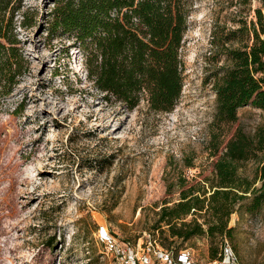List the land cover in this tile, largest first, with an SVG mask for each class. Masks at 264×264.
I'll return each mask as SVG.
<instances>
[{"label": "rangeland", "instance_id": "1", "mask_svg": "<svg viewBox=\"0 0 264 264\" xmlns=\"http://www.w3.org/2000/svg\"><path fill=\"white\" fill-rule=\"evenodd\" d=\"M56 3L24 0L17 16L27 65L0 107V264H113L101 229L119 243L151 233L200 261L229 244L241 264H264V204L248 212L251 199L237 205L227 236L184 241L157 224L183 185L215 181L213 147L264 126V111L251 105L236 122H221L215 91L229 49L250 42L264 0H194L180 51L183 91L171 113L145 101L129 110L98 90L74 35L51 30ZM260 168L241 162L239 174L259 189ZM209 218L186 222L197 219L207 231Z\"/></svg>", "mask_w": 264, "mask_h": 264}, {"label": "trees", "instance_id": "2", "mask_svg": "<svg viewBox=\"0 0 264 264\" xmlns=\"http://www.w3.org/2000/svg\"><path fill=\"white\" fill-rule=\"evenodd\" d=\"M194 0H57L52 11L51 30L74 35L86 56L87 76L108 98L136 109L142 101L156 113H171L183 91L180 51L188 30ZM24 0H0V107L25 71L18 36L17 16ZM264 8L256 10V21L249 29L250 42L240 49H229L231 62L217 78V117L221 122L237 121V111L253 106L264 111ZM24 16V15H23ZM26 17L19 23L26 26ZM221 153V155H220ZM264 126L251 137L235 133L224 148H212L215 181L206 185H183L179 198L165 202L157 224L168 226L173 237L188 241L207 234L227 236L230 217L237 205L251 199L253 212L264 204V184L239 174L240 163L258 160L264 181ZM210 215L204 231L191 214ZM202 217V216H201ZM217 251H213L216 254ZM216 256V255H214Z\"/></svg>", "mask_w": 264, "mask_h": 264}, {"label": "built area", "instance_id": "3", "mask_svg": "<svg viewBox=\"0 0 264 264\" xmlns=\"http://www.w3.org/2000/svg\"><path fill=\"white\" fill-rule=\"evenodd\" d=\"M100 241L110 249L113 264H241L234 249L226 244L213 260H198L187 249L165 247L151 233H145L137 242L119 243L108 231L100 230Z\"/></svg>", "mask_w": 264, "mask_h": 264}, {"label": "water", "instance_id": "4", "mask_svg": "<svg viewBox=\"0 0 264 264\" xmlns=\"http://www.w3.org/2000/svg\"><path fill=\"white\" fill-rule=\"evenodd\" d=\"M263 14H264V12H263Z\"/></svg>", "mask_w": 264, "mask_h": 264}]
</instances>
